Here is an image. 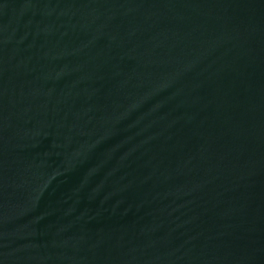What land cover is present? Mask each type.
Listing matches in <instances>:
<instances>
[{"label": "water", "instance_id": "obj_1", "mask_svg": "<svg viewBox=\"0 0 264 264\" xmlns=\"http://www.w3.org/2000/svg\"><path fill=\"white\" fill-rule=\"evenodd\" d=\"M0 264H264V0H0Z\"/></svg>", "mask_w": 264, "mask_h": 264}]
</instances>
